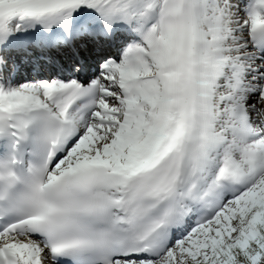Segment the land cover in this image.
<instances>
[{"label":"snow or ice","instance_id":"1","mask_svg":"<svg viewBox=\"0 0 264 264\" xmlns=\"http://www.w3.org/2000/svg\"><path fill=\"white\" fill-rule=\"evenodd\" d=\"M0 264H264V0H0Z\"/></svg>","mask_w":264,"mask_h":264}]
</instances>
